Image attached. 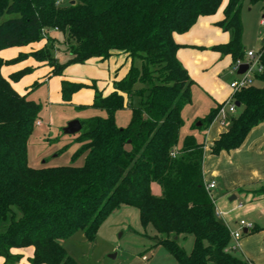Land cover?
<instances>
[{"label":"trees","instance_id":"trees-1","mask_svg":"<svg viewBox=\"0 0 264 264\" xmlns=\"http://www.w3.org/2000/svg\"><path fill=\"white\" fill-rule=\"evenodd\" d=\"M222 1L0 0V19L16 16L0 23V51L46 40L28 55L7 62L0 58V258L5 264L20 261L10 253L12 249L28 247L34 249L29 264H77L60 241L81 231L92 243L102 221L122 206L138 211L144 236L176 264H253L227 251L229 230L216 219L205 191L203 132L220 105L181 138L182 111L192 103L193 82L176 58L180 46L173 35L188 32L199 17L214 15ZM243 1L228 0L218 27L231 38L213 47L230 56L233 65L245 59ZM258 3L264 7V0H249L250 5ZM48 31L66 36L65 53L70 57L66 63L56 59ZM113 53L140 60L141 68L130 67L113 82L107 97L93 82L95 94L88 108L99 114L79 121L81 131L74 142L78 148L71 155L72 162L84 156L83 166L30 167L27 144L42 108L13 90L2 67L31 57L45 63L50 75L62 76L70 65L107 60ZM258 54L263 71L254 76L251 86L232 96L240 104L238 114L213 142L212 155L239 148L248 133L264 122V44ZM30 71L9 78L16 81ZM136 85L146 87L134 91ZM85 87L61 81L62 101L69 102ZM133 96L139 99L138 106L131 103ZM125 110L130 120L119 128L115 115ZM152 184L160 187V197L152 194ZM252 193L264 197V187ZM148 228L152 237L147 236ZM260 231L264 229L253 226L248 234ZM187 237L192 239L189 253L179 245Z\"/></svg>","mask_w":264,"mask_h":264},{"label":"rangeland","instance_id":"rangeland-1","mask_svg":"<svg viewBox=\"0 0 264 264\" xmlns=\"http://www.w3.org/2000/svg\"><path fill=\"white\" fill-rule=\"evenodd\" d=\"M67 1L63 0V2ZM262 6L261 3L250 5L249 0L243 1V15L247 19L246 26H248L247 33L243 38V47L246 52L252 51L256 54L264 44V26L259 25V21L264 15V10L261 11ZM12 18H16V16L4 15L0 19V23ZM47 35L54 40L51 44L52 51L58 62L60 64L66 63L70 58L65 53L68 49L65 42L66 36L57 31H48ZM44 42L45 45L46 40ZM28 50L30 48L27 46L4 49L0 51V58L7 62L14 57L24 55V52ZM141 64L140 60H131L125 57L117 66V70L113 71L110 76L105 73V78L94 82L95 89L99 93H105L106 90L108 91L113 87V81L121 77L122 70L125 71L130 67L140 69ZM77 66L70 65L66 67V71L62 76H52L48 67L31 58L30 61L24 59L14 64L4 65L1 69L2 75L4 78L9 79L10 85L16 93L21 96L26 95L28 99L39 103L42 108L38 119L40 126L35 127L27 144L28 165L32 168H40L44 165L48 167H81L84 164V156L78 157L74 162L71 161L72 153L78 148V144L74 142L79 135H65L63 133L69 122L82 121L99 114L88 108L95 94L94 88L91 87L93 82L85 80L81 74V69H74ZM27 68L31 71L20 79L15 81L9 78L11 75ZM71 73L79 75L75 78V80L78 79L76 82L84 84L86 87L73 94L69 102H63L59 92L60 84L61 81H70L68 74ZM34 84L38 85L33 88ZM144 87L146 86L136 85L134 91ZM131 103L138 106L139 99L133 96ZM80 107L83 109H80ZM129 117V110L121 111L116 115V124L119 127H125L129 122ZM262 187H264V184L257 186L255 191ZM161 194L160 189V196ZM212 195L215 198V190L212 191ZM233 204L234 206L242 204L241 209H236L234 214L232 213L237 222L241 219L245 221L251 219V217L246 216L247 214L245 215L246 208H249L245 198H238ZM254 216L258 217L259 214L255 212ZM2 230L3 226L0 227V232ZM146 233L148 237H152L154 234L150 228L146 230ZM80 234L81 231L75 233L67 241L71 246V253L75 257L72 259L77 264H176L167 252L161 247H154V242L144 236L138 211L131 207H120L107 216L102 221L92 243L86 239H80ZM243 236L245 237L247 234H243ZM179 245L185 252L189 253L192 247L191 237L179 240ZM238 256L242 258L240 255ZM143 257H146L147 261H143Z\"/></svg>","mask_w":264,"mask_h":264},{"label":"crops","instance_id":"crops-1","mask_svg":"<svg viewBox=\"0 0 264 264\" xmlns=\"http://www.w3.org/2000/svg\"><path fill=\"white\" fill-rule=\"evenodd\" d=\"M227 2L228 0H223L214 15L199 17L188 32L173 35L174 42L180 46L176 52V58L187 71L193 82L191 87L192 103L182 111L185 125L181 131V138L191 133V125L193 123L205 118L212 109H215L232 97V90L229 85L240 76L237 75L238 67L247 62L246 53L249 51L246 52L244 47L245 59L244 62H239V65H233L230 56L222 55L213 50V47L227 44L231 38L229 32L223 31L218 27V23L224 19L223 11ZM243 8L244 7H242L241 10V23L243 29L242 46L243 38L248 28V26H246L247 19H245L243 15ZM263 10L264 7L262 6L261 11ZM263 19L264 15L259 21L260 26H263L261 25ZM44 43V40H42L40 43L28 45L27 47H29L30 50L24 52V55L39 50L44 46ZM118 56L127 57L122 53H113L107 60L93 58L82 65H78L74 69H81V74L87 81H100L106 77V74L110 76L113 71L117 70V66L124 59ZM30 60L31 58L29 57L26 59V61ZM40 64L48 67L45 63ZM48 69L50 72L51 69L49 67ZM128 70L129 69L125 71L122 70L121 77L114 81L122 79L127 74ZM65 71L66 70H64L63 73H65ZM77 76L79 77V75L73 73L68 74L70 80L68 82L77 83L76 80L78 79L75 80ZM60 91L61 89L59 92ZM112 92L113 87L101 94L103 97H107ZM92 102L93 99L90 105ZM119 113L121 112L116 113V115ZM116 115L115 122L117 120ZM227 129L228 127L223 128L217 123H211L207 130L203 132L204 149L202 174L205 184L214 182L216 186L214 189L216 196L215 198L213 197L215 217L229 230V232L239 231L240 228L238 223L245 220L241 219L237 222V220L233 218L232 213L234 214L236 209H241L242 204H239L241 208H238L239 205L234 206L233 202L238 198H245L249 207L246 208L245 215L247 214V217H251V219L245 222L260 229H264V197H255L252 193L256 190L257 186L264 184V122L254 127L248 133L239 148L229 152L223 151L218 155H212L210 153V147L222 133L227 131ZM151 192L156 197L160 196V187L157 184H152ZM231 197H235V199L230 201ZM217 212H220L222 215H217ZM255 212L259 214L258 217L254 216ZM243 231L244 230H242V232ZM246 234L247 236H243L237 243L234 241L230 242L229 246H236L233 252L234 255L238 258V255H240L242 257L241 259L250 261L253 264H264V231L252 235H249L248 232ZM80 235V239L84 240L85 237L83 232H81ZM68 239L61 240L60 244L71 258H75L71 253V246L67 242ZM10 253L20 257V261L17 264H29V260L33 257L34 249L33 247L12 249ZM0 264H5L3 258H0Z\"/></svg>","mask_w":264,"mask_h":264},{"label":"built area","instance_id":"built-area-1","mask_svg":"<svg viewBox=\"0 0 264 264\" xmlns=\"http://www.w3.org/2000/svg\"><path fill=\"white\" fill-rule=\"evenodd\" d=\"M261 25L264 26V19L261 21ZM246 58H247L246 64L248 65L247 70L244 72V74L240 75L237 80L231 82L229 85L230 89L232 90V96L236 92L251 86L254 82V76L257 74H261L263 71V68L260 65L258 53L254 54L253 52L249 51L246 53ZM237 65H239V63H237ZM237 110L238 108H236L235 102L231 97L228 101L224 102L223 104L219 106L217 114L214 117L212 123H217L223 128L228 127L230 124L231 118L236 115ZM36 126H40V122H37ZM171 156L174 157L175 152L174 153L172 152ZM215 188L216 186L214 182H209L205 184V191L210 197L213 204H214V199H213L212 191ZM238 208H241V205H239ZM217 213H218L217 215H222L220 212H217ZM238 224L240 228L239 231L229 232L231 241H234L236 243L243 236L242 230H246V232H249L250 230L253 229V225L245 221H240ZM235 247L236 246H232V247L228 246L227 251L234 252ZM142 260L147 261V258L143 257Z\"/></svg>","mask_w":264,"mask_h":264},{"label":"water","instance_id":"water-1","mask_svg":"<svg viewBox=\"0 0 264 264\" xmlns=\"http://www.w3.org/2000/svg\"><path fill=\"white\" fill-rule=\"evenodd\" d=\"M74 2L71 1V4H73ZM248 68V65L247 64H241L239 67H238V70H237V75H242L244 74V72L247 70ZM235 106L236 108H239L240 107V104L235 102ZM81 131V125H80V122L78 120H75V121H71L67 124V126L65 127V129L63 130V133L65 135H76L78 134L79 132ZM235 199V197H231L230 198V201H233ZM246 230L243 231V234H246Z\"/></svg>","mask_w":264,"mask_h":264}]
</instances>
